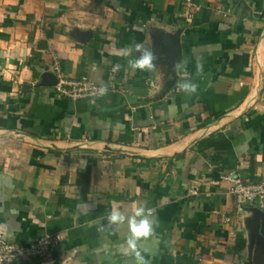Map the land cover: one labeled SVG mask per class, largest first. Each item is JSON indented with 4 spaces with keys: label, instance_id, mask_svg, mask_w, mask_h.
<instances>
[{
    "label": "crops",
    "instance_id": "0c3cea01",
    "mask_svg": "<svg viewBox=\"0 0 264 264\" xmlns=\"http://www.w3.org/2000/svg\"><path fill=\"white\" fill-rule=\"evenodd\" d=\"M193 1L189 19L183 0H0V232L66 231L14 264H135L107 217L137 205L158 221L150 264H264V198L225 178L264 182V0ZM136 43L154 71L128 67ZM57 63L107 94L60 95Z\"/></svg>",
    "mask_w": 264,
    "mask_h": 264
},
{
    "label": "built area",
    "instance_id": "2783aa9c",
    "mask_svg": "<svg viewBox=\"0 0 264 264\" xmlns=\"http://www.w3.org/2000/svg\"><path fill=\"white\" fill-rule=\"evenodd\" d=\"M185 10L183 16L189 19L194 17L196 3L193 0H183ZM56 62L58 60L56 59ZM55 83V90L60 95L71 99H81L100 96L99 89L103 86L96 83L87 75L67 76L59 70ZM181 76H187L186 72L180 73ZM108 89V88H107ZM225 178L230 182L228 190L235 195L239 203L250 201H261L264 198V182L248 181L239 172H229ZM194 192V191H193ZM224 220L229 217L222 215ZM66 231L64 229L53 233H47L38 239L28 243H16L8 241L0 232V264H14L21 258H42L57 248L65 239Z\"/></svg>",
    "mask_w": 264,
    "mask_h": 264
},
{
    "label": "clouds",
    "instance_id": "9594fccd",
    "mask_svg": "<svg viewBox=\"0 0 264 264\" xmlns=\"http://www.w3.org/2000/svg\"><path fill=\"white\" fill-rule=\"evenodd\" d=\"M135 52L137 56H132L131 48L121 49V55L131 57L128 59V67L141 72H152L156 69L157 57L155 53L146 48L142 43H136ZM186 65V62H185ZM179 67V65L177 66ZM119 65L114 70H118ZM203 73V64L196 65V74L199 76ZM199 84L191 79H185L179 85V90L192 95L197 92ZM108 92L107 86H102L99 89L100 95H106ZM108 221L115 227L127 225L128 235L123 244V251L126 255L134 259L135 264H150L147 258L146 250L141 248V245L153 238L156 235L158 221L154 217L152 210L147 209L143 205H137L136 208L129 214L127 211H121L119 207L113 208L108 214Z\"/></svg>",
    "mask_w": 264,
    "mask_h": 264
}]
</instances>
